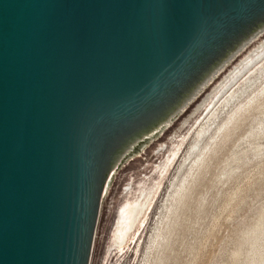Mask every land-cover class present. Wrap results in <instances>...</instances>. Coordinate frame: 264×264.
Masks as SVG:
<instances>
[{
	"label": "water",
	"instance_id": "water-1",
	"mask_svg": "<svg viewBox=\"0 0 264 264\" xmlns=\"http://www.w3.org/2000/svg\"><path fill=\"white\" fill-rule=\"evenodd\" d=\"M264 68V0H0V264H139L186 142Z\"/></svg>",
	"mask_w": 264,
	"mask_h": 264
},
{
	"label": "rangeland",
	"instance_id": "rangeland-1",
	"mask_svg": "<svg viewBox=\"0 0 264 264\" xmlns=\"http://www.w3.org/2000/svg\"><path fill=\"white\" fill-rule=\"evenodd\" d=\"M139 264H264V68L186 142Z\"/></svg>",
	"mask_w": 264,
	"mask_h": 264
},
{
	"label": "bare ground",
	"instance_id": "bare-ground-1",
	"mask_svg": "<svg viewBox=\"0 0 264 264\" xmlns=\"http://www.w3.org/2000/svg\"><path fill=\"white\" fill-rule=\"evenodd\" d=\"M209 151V150H208ZM256 236V235H255ZM262 239V238H261Z\"/></svg>",
	"mask_w": 264,
	"mask_h": 264
}]
</instances>
